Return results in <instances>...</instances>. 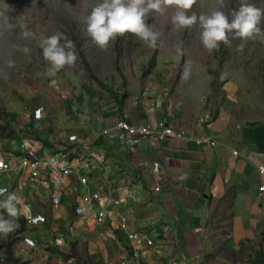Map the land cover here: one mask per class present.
Segmentation results:
<instances>
[{
    "label": "rangeland",
    "instance_id": "rangeland-1",
    "mask_svg": "<svg viewBox=\"0 0 264 264\" xmlns=\"http://www.w3.org/2000/svg\"><path fill=\"white\" fill-rule=\"evenodd\" d=\"M97 2L0 0V131L8 126L6 134H16L10 138L2 134L5 151L15 150L21 138L41 141L47 137L49 145L56 148L69 132L83 131L90 116H121L127 105L135 103L141 90L161 94L172 111L175 107H193L189 114L207 117L226 110L238 121L264 124V36L243 41L230 37V44L209 52L200 42L198 25L173 28L171 17L176 9L169 6L163 14L151 13L147 20L161 33L157 48L126 34L107 50H101L88 35L85 24ZM249 2L264 8V0ZM240 3L241 0H197L193 11L207 14L222 8L230 14ZM261 27L264 29V22ZM25 32L31 34L26 36ZM57 32L75 42L78 58L73 66H65L50 76V65L42 56L39 41ZM24 47L30 53L25 54ZM186 63L190 72L183 78ZM85 87L95 91L94 98ZM39 107L50 113L52 130L41 126L34 135L28 130L34 110ZM10 114L16 115L15 121ZM92 118L97 120L96 116ZM84 134L90 132L85 130ZM33 145L35 149L41 147L39 141H33ZM14 178L13 174L10 179ZM11 187L19 200L18 215L12 218L17 227L0 237V264L122 263L124 252L116 238L91 221L80 224L83 220L76 215L73 194L57 207L51 191L41 192L38 197L29 196L27 188L19 190L16 182ZM28 204H33L43 218L37 227L27 224L22 216ZM221 212L227 219V203L221 204ZM230 235L227 220L222 230L210 232L205 264H264V218L255 237L244 245L230 246Z\"/></svg>",
    "mask_w": 264,
    "mask_h": 264
},
{
    "label": "crops",
    "instance_id": "crops-1",
    "mask_svg": "<svg viewBox=\"0 0 264 264\" xmlns=\"http://www.w3.org/2000/svg\"><path fill=\"white\" fill-rule=\"evenodd\" d=\"M148 93L141 90L135 103L131 102L123 110L122 117L118 114L108 116L107 113L101 114L104 118H100L99 114L90 116L87 127L83 129L84 132L88 130L89 135L85 136L82 130L68 133L80 135L82 142L77 145L65 138L54 144V149L49 145V138L37 140L42 143L36 150L37 156L44 160L52 155L59 156L57 147H64L67 149L65 158L57 157L61 161L77 167L89 164L86 175L92 191L82 186L75 174L63 178L57 187L51 183L50 177L43 176L40 181L29 182L26 188L29 196H42L41 192L51 191L52 201L56 197L59 200L57 207L66 203V196L70 194L75 196L76 205H87L88 192L106 194L111 190L113 198L117 199L112 201V208L127 218L128 231L146 232L151 238L158 232L165 245L161 254H157L156 250L139 249V264H205L211 231L222 230L227 220L231 230L229 245L240 247L255 237L264 218V192L260 191L264 186V175L259 170L260 166H264V124L238 121L226 110L207 117L189 114L194 111L193 107H175L172 111L161 94ZM48 116L51 120L50 113ZM95 116L97 120L92 118ZM121 119L152 127L166 123L196 137L211 136L217 145L200 147L193 142L169 139L157 148H150L143 141L138 155H133L124 145L110 142L99 134ZM88 139H92L91 152L97 157L92 158L84 151L82 143ZM14 153L20 155V151ZM98 157L104 159L108 171L101 169ZM138 161L148 166L140 168ZM154 163L161 167L160 173L153 172ZM14 177L3 179V184L9 186V193H15L11 186L19 180V176L14 174ZM154 188L161 191L154 192L151 190ZM224 203H227V219L221 212V204ZM28 205L39 214L33 204ZM21 212L25 217V210ZM88 222L81 221L80 224ZM91 222L116 238L124 252V259L131 243L119 224Z\"/></svg>",
    "mask_w": 264,
    "mask_h": 264
},
{
    "label": "clouds",
    "instance_id": "clouds-1",
    "mask_svg": "<svg viewBox=\"0 0 264 264\" xmlns=\"http://www.w3.org/2000/svg\"><path fill=\"white\" fill-rule=\"evenodd\" d=\"M196 3L197 0H98L85 19L86 31L101 50H107L126 34L155 49L159 46L161 33L154 30V24L147 23L148 17L153 12L163 14L169 6H175V13L171 17L173 28L190 29L198 25L200 42L209 52L230 44V37L243 41L264 36L261 27L264 8L255 6L249 0H241L239 8L233 9L230 14L222 8L210 10L207 14H197L193 11ZM30 34L25 32L26 36ZM39 47L43 58L49 62L47 71L50 76L65 66H73L78 58L75 42L60 32L43 37ZM22 50L25 54L30 53L28 47ZM189 72L186 63L182 77L187 78ZM3 191L0 189V192ZM16 205L15 193H8L6 198L0 199V237L15 231L17 225L12 218L18 215Z\"/></svg>",
    "mask_w": 264,
    "mask_h": 264
},
{
    "label": "built area",
    "instance_id": "built-area-1",
    "mask_svg": "<svg viewBox=\"0 0 264 264\" xmlns=\"http://www.w3.org/2000/svg\"><path fill=\"white\" fill-rule=\"evenodd\" d=\"M140 100H137L139 102ZM41 126L48 130L52 128V122L49 119L47 111L44 107H39L34 110L33 121H30V133L38 132ZM104 138L110 142H115L124 145L133 155H138L140 144L145 141L150 148H157L162 143L169 139L185 140L195 143L200 147H215L216 140L208 135L196 137L184 130H178L166 123H160L156 127L149 124L137 125L133 124L127 119L118 120L113 126L102 129L99 132ZM35 135V134H34ZM67 142L77 145L81 141V137L77 133L67 134ZM21 139L15 147V151H20V155H15L12 151H5L2 142V134L0 131V199L10 192L9 186L3 184L5 177L12 178L13 174H18L19 180H16V186L19 190H24L29 182H37L43 179V176L50 177L51 183L57 187L63 178H67L73 174L77 175L80 183L86 189H91L90 180L87 177L89 173V164H83L80 167L74 166L70 162H63L57 157L65 158L67 153L66 148H57L59 156L52 155L50 158L44 160L37 156V152L33 145V139ZM82 142V141H81ZM92 139H88L82 143L83 149L92 158L97 157L91 152ZM40 144H42L40 142ZM19 146V147H18ZM56 147V146H55ZM55 149V148H54ZM237 154V153H235ZM101 169L108 171V167L104 165V159L99 158ZM14 160L18 162L15 163ZM140 168L148 166L147 163L138 161ZM78 168H81L79 171ZM153 172L160 173L161 167L158 163L153 164ZM260 172L264 175V166L259 167ZM154 192H160V188L151 189ZM264 192V186L260 188ZM89 193L88 204L76 205V215L83 221H95L98 224L104 225L108 221L111 223H118L119 227L126 232L128 241L131 243V249L126 252L121 264H139L140 254L139 249L156 250L157 254H161L164 250V243L159 237L158 232L154 233V238H151L146 232L128 231V220L126 217L119 215L116 210L112 208L113 192L109 190L106 194ZM119 200V199H118ZM53 204L59 205L58 198H54ZM27 224L30 226H39L43 222V218L36 214L30 206L26 207ZM30 240V239H29ZM60 242V241H59Z\"/></svg>",
    "mask_w": 264,
    "mask_h": 264
},
{
    "label": "trees",
    "instance_id": "trees-1",
    "mask_svg": "<svg viewBox=\"0 0 264 264\" xmlns=\"http://www.w3.org/2000/svg\"><path fill=\"white\" fill-rule=\"evenodd\" d=\"M82 58H83V60H84V62H85V65H86V67H87V69L89 70V71H91V68H90V65H89V63L86 61V59L82 56ZM85 90H86V92H88L89 94H90V96L91 97H95V91L93 90V89H91V88H87V87H85ZM10 117H12V121H15L16 120V115H14V114H10L9 115ZM2 130H1V134H3V135H6L7 136V138H10V137H15V133L14 132H10V133H8V134H6L7 133V131H8V129H9V127L7 126V127H2L1 128ZM2 135V136H3ZM3 139H4V137H2ZM21 139H23V138H21ZM14 140V139H13ZM14 142H15V140H14ZM15 143H17V142H15ZM17 145V144H16ZM7 250H8V252H10V248H7ZM9 254V253H8ZM263 259V263H264V257L262 258Z\"/></svg>",
    "mask_w": 264,
    "mask_h": 264
}]
</instances>
